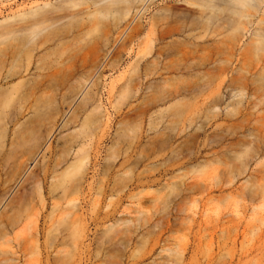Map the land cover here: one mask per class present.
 <instances>
[{
    "label": "rangeland",
    "instance_id": "374dc122",
    "mask_svg": "<svg viewBox=\"0 0 264 264\" xmlns=\"http://www.w3.org/2000/svg\"><path fill=\"white\" fill-rule=\"evenodd\" d=\"M120 1L0 0V264H264V0Z\"/></svg>",
    "mask_w": 264,
    "mask_h": 264
},
{
    "label": "bare ground",
    "instance_id": "6f19581e",
    "mask_svg": "<svg viewBox=\"0 0 264 264\" xmlns=\"http://www.w3.org/2000/svg\"><path fill=\"white\" fill-rule=\"evenodd\" d=\"M118 1H120V0H117V2H118ZM128 1L131 2L130 0H127V2H128ZM132 1H133V0H132ZM144 1H145V0H143V2H144ZM120 2H126V0H125V1L122 0V1H120ZM3 29H4V28H3ZM5 29H7V27H5ZM8 29H9V27H8ZM8 29H7V30H8ZM7 30H2V32L0 31L1 33H3V34L0 33V35H1V36H0L1 38H0V39H2V35L5 36L4 32H5V31L7 32ZM10 30H11V27H10ZM10 30H9V31H10ZM13 31H14V29H13ZM11 33H13V32L11 31ZM7 34L10 35L9 37H11L14 33H13L12 35L9 34V33H6V37L8 36ZM4 36H3V37H4ZM9 37H7V38H9ZM4 47H5V46H4ZM3 50H4V49H1V51H2V53H3V55H1L2 53L0 52V55H1V56H4V51H5V50H4V51H3ZM1 56H0V57H1ZM0 59H1V58H0ZM17 73H18V71H17ZM12 74H13V73H12ZM12 74H10V72H9V75H12ZM14 74H15V72H14ZM7 75H8V74H7ZM16 75H17V74H16ZM16 75H13V76H16ZM13 76H11V78H13ZM6 78H7V77H6ZM9 78H10V77H9ZM2 80H3V79H2ZM7 80H8V79H7ZM8 83H9V82H8ZM0 89H2V88H0ZM3 90H4V89H3ZM3 90H2V92L6 93V94L4 95V93H3V96H1L2 94H0V101L4 100V99H3L4 96H5L4 98H6V97H7L6 95H8V96L10 95V94L7 93V90H8V89H5L6 92H5V90H4V91H3ZM0 92H1V90H0ZM2 92H1V93H2ZM9 93H11V92L9 91ZM1 98H2V100H1ZM7 98H8V97H7ZM7 98H6V99H7ZM0 103H1V102H0ZM21 107H22V106H21ZM19 115H20V113H19ZM10 119H11V118H10ZM10 121L12 122V120H10ZM10 121H9V122H10ZM9 124H10V123H9ZM47 129H48V128H47ZM16 133H17V132H16ZM23 133H24V132H23ZM47 133H48V132H47ZM15 135L17 136V134H15ZM20 135H21V137H22V134H20ZM31 135H33V134H31ZM31 135H30V136H31ZM47 135H49V133H48ZM18 136H19V135H18ZM23 136H24V135H23ZM28 137H29V136H28ZM31 137H32V136H31ZM38 137H39V136H38ZM41 137H43V136H41ZM12 138H13V137H12ZM16 138H17L16 140L20 142V140H18V137H16ZM36 138H37V137H36ZM39 138H40V137H39ZM50 138H51V137H49V139H50ZM31 139H32V138H31ZM31 139H30V141H32V145H36L37 142H35V144H33V142L36 141V140L33 139V140H34V141H33V140H31ZM11 140H12V139H11ZM16 140H14V138H13V141L16 142ZM23 140H24V139H23ZM39 140H40V139H39ZM39 140H38V141H39ZM13 141H12V142H13ZM40 141H41V140H40ZM21 142H22V141H21ZM27 142H29V141H27ZM17 143H18V142H17ZM22 143H23V142H22ZM29 143H30V142H29ZM14 144H15V143H14ZM18 144H20V143H18ZM37 144H38V143H37ZM11 145H12V143H11ZM15 145H17V144H15ZM40 146H41V145H40ZM40 146H39V147H40ZM30 147H31V145H30ZM30 147H29V148H30ZM34 148H35V147H34ZM37 148H38V146H37ZM37 148H36L35 150H38ZM30 149H31V148H30ZM40 150H41V149H40ZM31 151H32V149H31ZM38 151H39V150H38ZM38 154H40V153L38 152ZM32 156H33V154H32ZM37 156H38V155H37ZM34 157H35V156H34ZM35 160H36V158L34 159V161H35ZM30 162H31V161H30ZM20 166H21V165H20ZM44 174H45V173H44ZM38 183L40 184V182H38ZM61 186L64 188V190H66V189L68 188V185H67V184H61ZM38 189H40V185H39V188H38Z\"/></svg>",
    "mask_w": 264,
    "mask_h": 264
}]
</instances>
